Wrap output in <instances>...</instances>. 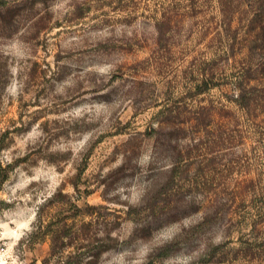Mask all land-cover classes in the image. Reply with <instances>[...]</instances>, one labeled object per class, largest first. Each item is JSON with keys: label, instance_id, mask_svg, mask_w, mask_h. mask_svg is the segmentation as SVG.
Instances as JSON below:
<instances>
[{"label": "rangeland", "instance_id": "1", "mask_svg": "<svg viewBox=\"0 0 264 264\" xmlns=\"http://www.w3.org/2000/svg\"><path fill=\"white\" fill-rule=\"evenodd\" d=\"M0 264H264V0H0Z\"/></svg>", "mask_w": 264, "mask_h": 264}]
</instances>
